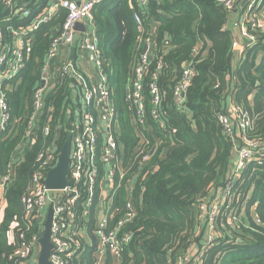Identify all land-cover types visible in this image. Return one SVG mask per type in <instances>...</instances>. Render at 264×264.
I'll return each instance as SVG.
<instances>
[{"label": "trees", "instance_id": "obj_1", "mask_svg": "<svg viewBox=\"0 0 264 264\" xmlns=\"http://www.w3.org/2000/svg\"><path fill=\"white\" fill-rule=\"evenodd\" d=\"M46 2L28 1L30 13L24 18L0 2L3 36L10 40L12 31L30 25ZM65 16L60 9L48 24L25 33L23 38L29 45L24 68L1 83L10 119L4 129L0 128V177H8L2 192L0 264H13L7 257L19 245V233L26 229L21 200L38 170V156L52 144L58 156L70 137L69 117L76 100L67 87V77L56 80L45 94L32 128L34 135L26 134L44 58ZM134 16L139 17L140 28ZM227 20L228 12L218 0H147L143 6L135 0H104L94 5L92 24L119 126L124 165L138 150L148 154L153 148L149 160L141 166L135 163L132 169L137 175L129 199L135 215L120 231L132 236L119 253L117 264H264V232L254 222V218L264 222V159L246 164L228 187L239 143L225 136L217 119L231 102L252 116L248 134L264 139V39L261 42L263 37L259 36L256 44L236 53ZM147 39L148 64L142 81L147 119L136 129L130 123L132 108L124 98ZM184 64H189L194 74L182 104L177 106L173 92ZM154 76L162 94V127L149 113L153 106L148 85ZM227 187L229 207L238 218L234 227L227 225L229 209L224 200L216 219L221 237L207 245V217L200 212L198 202ZM126 196L122 184L112 197V209L116 210L112 225L123 216ZM89 217L84 223L87 241L80 239L75 264L95 263L97 241L92 234L94 221ZM44 222L45 217L42 227ZM30 227L26 239L42 235L39 227ZM192 248L196 249L194 255L190 254ZM104 264H114L111 255L106 254Z\"/></svg>", "mask_w": 264, "mask_h": 264}, {"label": "built area", "instance_id": "obj_2", "mask_svg": "<svg viewBox=\"0 0 264 264\" xmlns=\"http://www.w3.org/2000/svg\"><path fill=\"white\" fill-rule=\"evenodd\" d=\"M17 3L15 0H0L10 7L11 12L22 18L30 13L27 2ZM104 0H47L41 13L25 28L12 31L7 40L0 31V128L4 129L10 119L8 105L1 83L13 79L24 68L25 48L29 41L24 40L25 33L48 24L58 10L65 11V19L57 30L56 36L50 41L37 88L32 95V111L27 116V135L33 134L34 123L43 108L45 94L51 90L56 80L69 78L67 87L73 94L74 111L71 119L70 161L66 177L68 186L62 190L48 191L44 181L47 173L56 165L57 149L54 144L45 149L37 158L38 170L32 175L28 193L22 198L24 215L22 221L26 225L25 231L19 233V245L8 255V261L13 264H37L38 240L34 235L26 239V232L30 225H36L42 232V218H46L48 207L52 208L51 243L53 249L50 254V264H75L74 258L80 247V239H86L85 222L91 216L94 221L92 234L97 241L94 253L95 263L99 264L103 255L109 254L117 259L123 247L131 240V233L120 231L130 223L135 215L129 199L132 193L137 172H133L135 163L147 162L150 151L144 154L138 150L124 165V158L119 143V126L110 99L104 63L98 52L97 40L92 24V10L94 5ZM138 5H145L147 0H135ZM233 16V25L237 28L241 45L233 44V50L240 54L245 48H250L262 36L264 39V0H218ZM139 27L140 19L134 16ZM90 22L91 30H86V23ZM76 23L82 25V31H76ZM140 28V27H139ZM150 41L147 39L140 58L133 66L132 78L128 84L125 102L131 106V125L136 129L143 127L147 119L145 100L143 98L142 81L148 64V49ZM91 67V71L89 68ZM193 70L189 64L183 65L179 84L175 87L173 96L177 106L183 102L187 87L193 77ZM156 76L148 85L151 109V119L162 127V113L160 102L162 94L156 85ZM222 132L231 140H237L235 156L231 171L227 177L228 187L239 176L246 164L264 159V139L252 138L248 131L252 129V116L249 112L233 103H229L224 112L217 116ZM49 128H45V133ZM153 149V148H152ZM139 166V167H140ZM46 175L44 176V174ZM118 178V182L115 179ZM8 177H0V209L5 203L2 192ZM124 184L126 187V202L123 216L112 225V218L116 210L112 209V197L117 189ZM228 187L214 192L209 200H200L198 208L206 219V244H211L221 237L216 226V219L220 214L225 200L228 210L227 225L234 227L237 214L229 207L227 201ZM207 202V204H206ZM207 205V206H206ZM255 224L264 232V222L254 218ZM188 260V257L184 261Z\"/></svg>", "mask_w": 264, "mask_h": 264}, {"label": "water", "instance_id": "obj_3", "mask_svg": "<svg viewBox=\"0 0 264 264\" xmlns=\"http://www.w3.org/2000/svg\"><path fill=\"white\" fill-rule=\"evenodd\" d=\"M76 31H82V25L76 23L74 26ZM234 44L241 45V39L234 38ZM145 51V48H144ZM153 153V149L150 155ZM70 161V141L67 140L61 147L60 153L58 155L57 163L53 169H51L46 176L44 181L45 188L48 191L62 190L68 186L66 181L68 168ZM51 218H52V208L48 207L46 218L43 226V232L38 240V256L37 264H50L49 258L53 245L51 243Z\"/></svg>", "mask_w": 264, "mask_h": 264}, {"label": "crops", "instance_id": "obj_4", "mask_svg": "<svg viewBox=\"0 0 264 264\" xmlns=\"http://www.w3.org/2000/svg\"><path fill=\"white\" fill-rule=\"evenodd\" d=\"M233 19H234L233 16L232 17L231 16H228V20H227V24H226V29L230 31L233 40H234V38H236V39H239V41H240L241 38H240V35H239V32H238L237 28H235L234 25H233ZM86 25H87V27L85 29L87 31L88 30H91L90 22L86 23ZM235 45L237 46V44H235ZM91 69L92 68L90 67L89 70L91 71ZM4 206H3L2 210L0 209V222H1L2 217H3V209H4ZM195 253H196V249L195 248H192L190 250V254L194 255ZM188 255H189V252H188ZM103 256L106 258V254L103 255ZM105 258L103 260V264H104ZM113 260H114V264H117V260L115 258H113Z\"/></svg>", "mask_w": 264, "mask_h": 264}, {"label": "rangeland", "instance_id": "obj_5", "mask_svg": "<svg viewBox=\"0 0 264 264\" xmlns=\"http://www.w3.org/2000/svg\"><path fill=\"white\" fill-rule=\"evenodd\" d=\"M104 256L101 257L99 264H103Z\"/></svg>", "mask_w": 264, "mask_h": 264}]
</instances>
